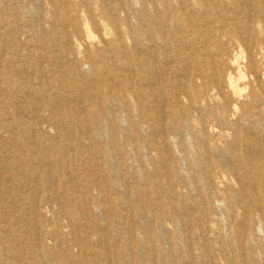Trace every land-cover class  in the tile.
<instances>
[{"label": "rangeland", "instance_id": "rangeland-1", "mask_svg": "<svg viewBox=\"0 0 264 264\" xmlns=\"http://www.w3.org/2000/svg\"><path fill=\"white\" fill-rule=\"evenodd\" d=\"M179 1L125 0L126 9L120 7L116 0H0V157L2 155L4 157L0 159V264H226L222 245L215 241L222 235L225 226L222 212L218 211V215L217 213L203 215L201 211L193 213L197 202H201L204 207L223 206L222 201L212 195V188L206 186L204 181V178L208 177L206 166L204 168L197 162L193 151L196 149L198 139L205 136L207 146L200 149L207 158L209 155L211 158L210 151L216 147L228 150L231 154L233 151V154L241 159L242 163L239 164L232 163L231 154L226 158L232 163L230 164L232 168H237V177L226 172L222 168L221 159L215 156H212L208 167L210 172L222 173L227 177L221 185L226 189L223 194L232 202L234 212L239 216L236 220H240L246 208L244 202H253L258 200L259 196L251 193L254 182L245 175L250 166H247L244 160L251 156L253 150L237 142L241 135L240 129L230 126V122H236L239 115L232 113L225 119L227 111L220 112L218 109H215L213 114L209 113V109H205L204 115L198 114L187 108L190 105L187 96H180L176 101L171 94L168 95L172 93L169 91L163 95L164 97L159 98L162 107L158 114L161 117L158 114L153 116L145 100L130 95L131 82L124 80L125 75L130 77L133 75L125 64L131 61L130 58L132 59L138 50L136 33L130 31L131 27L140 22L138 19L140 16L136 15L137 11L142 8L149 10L148 16L142 18L150 19L157 16V12L163 11L181 14ZM195 2L200 12L204 7L207 8L204 1ZM104 8L108 9L112 17L115 12L118 18L127 24L122 29V45L118 44L116 33L111 27H109L111 35L106 39L108 42L113 41L112 48H118L123 52L118 59V65L123 68L114 69L122 78L119 82L121 96L113 104H108L113 115L121 116L122 125L116 124L113 120L103 123L105 128L98 133L100 142L96 148L89 150V153L92 152L91 156L85 155L81 158L76 156L74 152L76 148L86 149L84 146H89V141L81 137L75 139L77 146L68 151L67 158L69 165L82 164L78 171L81 176L92 174L98 184L104 183L112 176L115 178L111 179L114 181L113 184L121 182L122 186H113L112 195L109 197H101L98 191L93 190L85 202L79 203L81 191L86 185L85 182H81L80 187L76 188V181L73 180L70 171L66 175H60L57 171L48 172L42 169L39 172L42 178H46L47 173L51 175L48 183L42 180L36 184L30 176L31 158L41 159L45 154H52L53 145L58 147L61 144L65 145L68 138L62 136L71 131L57 123V113L47 105V102L46 105H43L45 102H39L42 106L31 111L27 101L31 100L32 96L28 91H24V85L35 78L37 73L32 71L27 63H24L23 70H18L16 65L18 61L24 62L26 56L33 50V45L52 39L53 46L46 48L41 63L44 66L48 65L50 56L56 54L60 57L61 65L69 70L68 78L82 83L84 80L77 72L87 68L84 63L88 49L76 27V20L80 15V22L89 26L95 36L89 50L92 54L102 56L105 48L98 23L100 21L107 23ZM29 9H34L38 13L37 18L43 22L32 18ZM64 13L68 15L65 16ZM207 16L219 20L221 13L207 8ZM69 38L81 44L77 57L73 55L67 42ZM193 40L191 38V41ZM201 42L197 41L191 47L190 54L201 59H209L212 62L209 68L211 69L217 65L215 51L210 47L206 52ZM157 46L162 49L161 45ZM112 72L110 68L106 72L101 68L103 79L107 76L108 80ZM227 74V70L219 69V87L223 93H226ZM43 82L50 86L45 89L46 96L75 99L72 103L78 108L86 109L82 111L81 118L90 112L89 106L95 100L89 101L88 97L93 96V91L71 92L63 86L60 78L51 73L44 74ZM193 82L188 83L189 95L194 90L192 85H201L200 80ZM246 83L251 84L250 93L253 91L257 93L261 84H264L261 70L257 73L256 80H248L240 85L243 87ZM166 84L164 83L166 88L172 87ZM102 93L105 97L108 88L102 87L100 95ZM17 96L19 100L20 96H24L26 100L23 103L12 104ZM250 101L251 99L245 96L238 102V107L241 108L243 104L251 103ZM120 103L128 107L126 111L121 110ZM217 103L213 101L212 106L215 107ZM232 104L233 99H229L228 110L232 109ZM259 110L261 114L255 112L253 115L255 120L244 122L242 127L248 134L256 133L262 136L261 139L264 141V107ZM146 115H149L150 125L159 123L166 125L162 134L155 137L152 135L154 129H143L140 119ZM216 116L220 117L218 121L215 120ZM184 123L187 127L179 129ZM157 128L159 127H155L156 130ZM168 169L173 170L172 176H169ZM155 173V177H151ZM141 175L146 176L149 181L140 178ZM27 176L28 178L30 176V185L23 184L28 179ZM210 177L216 180V176ZM103 205L112 209V215L107 216L104 211L99 214L96 207ZM246 209H249L250 225L242 241L245 243L247 264H263L264 254L259 247L264 246V232L259 231V226L257 227L261 222V213L252 206ZM143 211L146 212V216L142 214ZM173 217L183 221L182 230L175 225ZM200 217L203 219L198 221ZM85 222L99 223L109 228L110 243L108 245L99 243L93 234L88 238L85 226L90 223L80 230L78 228ZM159 227H163L166 232H160ZM86 237L89 240L87 244L84 243ZM233 240L237 246L239 239L234 237ZM31 244L50 251L55 259L51 261L40 259L37 253L29 249ZM137 245L144 248L141 256L135 251ZM240 253L242 252L236 249L233 256L239 259ZM162 255L169 256L170 262L161 261Z\"/></svg>", "mask_w": 264, "mask_h": 264}, {"label": "bare ground", "instance_id": "bare-ground-1", "mask_svg": "<svg viewBox=\"0 0 264 264\" xmlns=\"http://www.w3.org/2000/svg\"><path fill=\"white\" fill-rule=\"evenodd\" d=\"M195 1L180 0L179 8L182 11L181 14L163 11L157 12V16L150 19L142 18V16H148L150 13L149 10L142 8L137 11L138 14L136 15L140 16L138 17L140 22L136 23L134 27H131L130 31H132L133 34L136 33L138 38V40H136L138 50L132 56V59L130 58L131 61H127V64L124 63L125 66L133 72L131 77L125 75L124 80L131 82L132 92L130 91V95L134 98L145 100L146 106L151 112H153V116L157 115L162 107V102H160L159 98L169 91H172V93H168V95L171 94L176 101H178V97L180 96H187L190 101V105L187 108H190L198 114H203L205 109H209V113L213 114L214 110L218 109L220 112L227 111L228 115L225 119H227L232 113L233 115H239V119L236 122H230V126L240 129L241 135L237 142H240L249 149L253 150L251 156H247L244 160L246 161L247 166H250L245 175L249 176L250 180L254 182L251 187V193H255L259 196L258 200L244 203L246 208L252 206L258 210L259 213H261V222L257 224V227L259 226V231L262 230L264 232V141L261 139L262 136L256 133L248 134V132L242 127L244 122H251V120H255L253 116L255 112L258 115L261 114L259 109L264 107V84H261L257 93L254 91L250 93L251 84L249 83H246L243 87L240 85V83H245L248 80H256L257 73H260V70L261 74L264 75V0H202L206 3L208 9L221 13L219 20L207 16L206 7H204V10L200 12V8L197 7ZM116 2L120 7L127 9L125 0H116ZM132 5H134V2ZM28 12L32 18L38 19V13L34 9H29ZM64 15L67 16L68 14L66 15V13H64ZM113 15L114 16L112 17L108 9L104 8V16L108 18V24L104 21H100L98 23L102 43L105 48V53L102 54V56L92 54L91 50H89L94 43L95 36L88 25L80 22L81 16L78 15L77 17L76 27L79 30L84 45L88 49L87 58L84 63L87 65V68L85 67L86 69L81 71L78 70L77 72V75L82 76V79L84 80L82 83L71 81L68 78L69 70L66 69L65 66L61 65L60 57L56 54L50 56V62L48 65L44 66L41 63L45 56L44 51L46 48L53 46L54 42L52 39L43 40L41 43L33 45V50H31L30 54L26 56L24 62L19 63L18 61L16 65L18 70H23L25 69L24 63H27L30 69L37 73L35 78H32L28 84L24 85V91H28L32 96L31 100L27 101L31 111L37 110L40 106H42L39 102H45L43 105L48 103L47 105L52 107V109L55 110V113H57V123L61 127L65 126L71 131L69 134L66 133L65 136H62V138H68L65 145L61 144L59 147L55 144L53 145L54 148H52L54 151L52 154H45L44 158L41 159H36L35 157L31 158L30 163L32 170L30 172V176L33 177L36 184L42 180H45L44 182L48 183L51 180V175L47 173L46 178H42L39 173L42 169L48 172L50 170L57 171L60 175H66L70 171L73 180L76 181V188L80 187L81 182H85L86 185L81 191V201L79 203L85 202L90 192H94L93 190L98 191L100 194L99 196L101 197H109L112 195L111 190H113V186H122L121 182L113 184L114 181L111 179L115 178H112V176L110 179H107L104 183L100 184L96 183L95 176L92 174L81 176L78 171L80 170L82 164L80 163L77 165L72 163L69 165L67 158L68 151L73 150L75 146H77L75 139H79L81 137L85 138L86 141H89V146H84L86 149L88 148V150L81 149L83 147L76 148L74 151L76 156L78 158L84 157L85 155L91 156L92 152L89 153V150L96 148L97 143L100 142H98V133L103 131L105 128L103 123L113 120L116 124H121V116L119 117V115H113L109 111L108 104H113V102H116L121 96L119 82L122 81V78L114 69L123 68V66L118 65L119 56H122L121 54H123V52L119 51L118 48H112L113 41L108 42L106 39L111 35V31L109 29V27H111L116 33L115 36L118 40V44L122 45V29L127 24L119 19L115 12ZM38 20L40 21V19ZM42 29L43 28H41V30ZM178 31H180L179 34ZM191 38L194 40L191 41ZM197 41H202L201 43L204 44L205 47L203 48L207 50L206 52H208L210 47H213L215 51L214 58L217 59V65L213 64L215 65L213 68L209 69L212 63L209 59H201L199 56L190 54L191 47ZM67 42L70 45L73 55L77 57V55H79L81 44L70 38L67 39ZM157 45H161L162 49H159ZM210 56H212V50L210 52ZM75 62L78 63L79 61ZM112 67L114 68L112 69ZM101 68L104 72H106L108 68L113 70V74L109 75L108 80H106L107 76L103 79L104 76L101 74ZM219 69L228 71L227 78L225 80L226 93H223L219 87ZM48 73L54 74L56 77L60 78L63 86L70 89L71 92H77L78 90L81 92L93 91V96L88 97V100L90 101L91 99H94L95 101L90 104L89 107H91V110L85 114L84 118H81L80 115L82 111L86 109L78 108L76 104L72 103L73 101L75 102V99H65L57 96L48 97L45 95V89L50 86L47 82H43V78L44 74L47 75ZM194 80H200L201 85L193 86ZM185 81L187 83H185ZM191 82H193L192 87L194 90L191 92V95H189L188 83L191 84ZM164 83H168L172 87L166 88L167 84L164 85ZM39 86L41 87L39 88ZM155 86L157 87L155 88ZM102 87L108 88V93L105 97H103V93L100 95V89ZM245 96L251 99V103H245L241 108L238 107V102ZM20 97V100L18 99V96L15 97L12 104L16 105L21 102L23 103V101L26 100L24 96ZM229 99H233V104L231 105L232 109L230 110H228ZM213 101L218 102L215 107L212 106ZM127 108L128 107H126L124 103L121 104V110L126 111ZM121 114H123V112ZM158 116L161 117L159 114ZM148 117L149 115H146L145 118L140 119L143 129H154V133H152V135L155 137L159 136L160 133L162 134L163 128L166 125L162 123H159L158 125H150ZM219 118L220 117L216 116L215 120L218 121ZM155 127H159L157 128L158 130H156ZM186 127L187 126L184 123L179 126V129H185ZM135 130L136 129H134V131ZM199 134L202 135L201 133ZM196 144L197 146H195L196 149L193 151V155L199 164L203 165L204 168L206 166L205 171L208 177L204 178L205 184L206 186L212 188V195L215 196L214 198L222 201L223 206L220 205L222 206L220 208L215 207L218 205L204 207L201 202H197L193 208V213L201 211L203 215L208 213H217L216 215H218V211L222 212L223 217L225 218V226L224 230L222 229V235L218 236L215 241L222 245L226 264H247L245 243L242 239L244 238L246 230L250 225V215L248 213L249 209L247 210L245 208L244 214L241 215L240 220H236L239 216H236L232 202L228 201L226 196L224 197L223 192L226 189L221 186L227 177L222 173L218 174L210 172L208 169V167H210V160L212 156H215V158L221 159V162H223L222 168L226 172H229L231 175L237 177V168H232L230 164L233 162L240 164L242 163L241 159L234 155L233 151H231V154L228 150L217 149L216 147L212 150L210 149L211 151L209 150L212 152L210 153L211 158L210 155L207 158L203 154L204 151L202 152L200 149V147L207 146L205 136H201ZM206 148L208 149V147ZM229 154H231V160H233L232 163L226 160V158L229 157ZM2 158H4L3 155L0 159ZM168 173L169 176H172L174 172L173 170L168 169ZM155 175L156 173L151 177H155ZM213 175L216 176V180H213L210 177ZM30 176L29 178L27 176L28 179L25 178L26 180L23 184H29ZM57 177L58 176H56V178ZM140 178H145L144 180L147 179L144 175H141ZM20 183H22V181H20ZM141 205L143 204L141 203ZM103 207H96L99 214H101V211H104L107 216L112 215V209L109 206L103 205ZM142 214L146 216V212L143 211ZM202 219L203 217H200L198 218V221H201ZM110 220L111 222H114L113 219ZM173 222L180 230L183 229V221L178 217H173ZM87 223L90 222H85L77 227L80 230V228L84 227ZM85 228L87 229L88 238H90V235L93 234L97 237V241L99 243L104 245H108L110 243L111 230L109 228L99 223H90V225L85 226ZM159 230L162 233L166 232L163 227H159ZM36 235L38 236V233ZM185 237L189 240L188 235L185 234ZM234 237L239 239V241H237V246L234 244ZM79 239L81 240V238ZM88 242L89 240L86 237L84 243L87 244ZM29 249L32 252L37 253L40 259L42 258L49 261L55 259L53 253L48 250L38 248L36 244H31ZM234 249H238L242 252L240 253L241 255L239 259L236 256H233V253L235 252ZM259 249L264 254V246L259 247ZM2 250L4 251V249ZM135 251L139 256H141L144 253V248L141 245H137ZM160 258L163 262H170L169 256L162 255Z\"/></svg>", "mask_w": 264, "mask_h": 264}]
</instances>
